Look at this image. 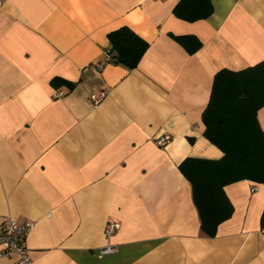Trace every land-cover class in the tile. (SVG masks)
<instances>
[{
	"label": "crops",
	"instance_id": "obj_1",
	"mask_svg": "<svg viewBox=\"0 0 264 264\" xmlns=\"http://www.w3.org/2000/svg\"><path fill=\"white\" fill-rule=\"evenodd\" d=\"M179 1L3 0L0 232L7 219L32 223L31 264H264V186H227L234 215L209 238L179 169L223 158L203 113L219 71L264 62V0H212L195 23L175 17ZM123 27L150 44L143 60L98 70ZM187 35L203 43L194 55L173 38ZM258 119L264 130V108ZM111 220L121 228L108 239Z\"/></svg>",
	"mask_w": 264,
	"mask_h": 264
},
{
	"label": "trees",
	"instance_id": "obj_2",
	"mask_svg": "<svg viewBox=\"0 0 264 264\" xmlns=\"http://www.w3.org/2000/svg\"><path fill=\"white\" fill-rule=\"evenodd\" d=\"M176 18L195 23L214 13L212 0H180ZM188 54L203 43L193 35L173 36ZM111 63L129 70L138 68L150 44L129 27L109 35ZM55 88L75 84L56 78ZM264 108V62L241 71L223 69L215 78L210 101L203 113L204 136L220 149V160L187 158L179 169L190 182L205 236L215 238L219 227L234 215L226 187L242 181L264 186V130L258 114ZM193 142V141H192ZM264 228V212L261 218Z\"/></svg>",
	"mask_w": 264,
	"mask_h": 264
},
{
	"label": "built area",
	"instance_id": "obj_3",
	"mask_svg": "<svg viewBox=\"0 0 264 264\" xmlns=\"http://www.w3.org/2000/svg\"><path fill=\"white\" fill-rule=\"evenodd\" d=\"M3 5V0H0V7ZM108 64H111V55L107 52L106 61L96 65L98 70H103ZM63 93H57L56 97L63 96ZM107 97L105 90L92 93L90 100L94 106L100 105ZM160 146H167L172 141L170 135H164L158 140ZM121 228V224L116 220H111L108 223L106 229V236L108 239L112 238L118 233ZM32 229V223L20 224L14 219H7L0 232V260L12 259L17 257V264H31V258L29 255L28 247L26 246V240L29 232ZM113 247H107L103 250V253H112Z\"/></svg>",
	"mask_w": 264,
	"mask_h": 264
}]
</instances>
